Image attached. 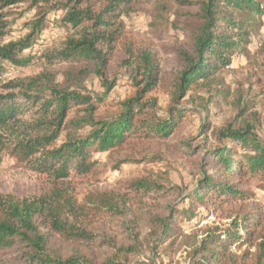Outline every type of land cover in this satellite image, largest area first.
Wrapping results in <instances>:
<instances>
[{
  "label": "trees",
  "instance_id": "1",
  "mask_svg": "<svg viewBox=\"0 0 264 264\" xmlns=\"http://www.w3.org/2000/svg\"><path fill=\"white\" fill-rule=\"evenodd\" d=\"M14 2L0 0V8ZM34 2L48 3L49 0ZM135 2H58L64 10L61 24L74 32L59 48L45 52L43 57L50 62L94 63L95 73L103 78L115 46L124 36L120 18L133 11ZM186 3L198 4V22L189 32L190 47L178 52L180 73L164 118L155 113L157 100L145 98L160 81L156 57L149 51L136 56L129 52L132 60H136L138 89L119 103L117 113L106 118L96 117L98 106L92 102L91 95L59 87L41 75L10 82L7 87L11 92L0 94V129L18 122L26 126L24 136L15 140L13 154L27 162L36 174L47 176L54 186L51 192L24 202L0 196V264H124L117 257L96 263L80 249L71 252L55 242L58 238L62 242L100 243L92 233L69 221L76 205L59 185L74 176L90 174L97 165L95 153L107 152L130 138H170L188 115V110L179 106L188 90L212 80L231 64L233 53L248 42L249 28L256 26L255 19L264 13L262 0H188ZM44 15L38 18L34 32L26 38L6 44L0 41V66L2 61L23 67L31 64L32 58L25 50L35 43ZM102 84L106 90L96 94L99 103L114 85L106 80ZM212 135L216 144L203 150L200 177L183 196L188 206L179 209L170 203L157 202L150 248L157 251L163 246L168 252L184 248L188 264H264V241L257 243L261 237L256 233L263 224L261 214L246 213L223 230L206 227L200 233L186 235V228L181 226L182 221L193 224L196 205L218 209L250 199L246 187L253 179H258L264 191V137L252 126L233 128L230 124L212 130ZM2 149L0 141V152ZM134 188L147 194L155 191L156 196L162 189L142 181L135 182ZM108 205L110 216L120 211ZM122 249L136 252L138 245L129 244Z\"/></svg>",
  "mask_w": 264,
  "mask_h": 264
},
{
  "label": "rangeland",
  "instance_id": "2",
  "mask_svg": "<svg viewBox=\"0 0 264 264\" xmlns=\"http://www.w3.org/2000/svg\"><path fill=\"white\" fill-rule=\"evenodd\" d=\"M9 1L15 2L0 8L1 44L26 38L34 32V24L42 13L45 15L35 43L25 50L32 58L31 64L23 67L2 61L0 94L11 92L12 89L7 87L10 82L41 75L59 87L91 95L92 102L98 106L96 117L106 118L117 113L119 103L133 96L138 89L136 81L140 77L134 70L136 60H132L129 52L136 56L149 51L156 57L160 81L145 98H155L156 115L166 117L180 73L178 52L190 47L189 32L198 22V4L189 5L188 0H136L133 11L120 18L124 36L116 44L113 57L100 78L94 71V63L50 62L43 57L45 52L59 48L74 32L60 21L64 10L57 4L67 0H49L48 3ZM255 22L257 25L249 28L248 42L233 53L231 64L212 80L200 82L188 90L179 104L188 110V115L170 138H130L107 152L95 153L97 165L90 174L74 176L59 185L76 205L69 221L92 233L100 243L62 242L58 238L55 242L71 252L80 249L96 263L117 257L124 264H188L184 248L173 252L164 250L163 246L157 251L151 250L155 232L152 218L157 213L158 201L179 209L188 206L183 196L200 177L203 150L216 144L212 130L229 124L233 128L252 126L264 137V13ZM104 80L112 81L114 85L105 100L99 103L96 94L105 92ZM25 130L26 126L20 122L0 129L3 148L0 152V196L18 202L29 201L54 188L47 176L36 174L27 162L13 154L15 140L24 136ZM139 181L162 189L158 196L155 191L148 194L141 189L138 191L134 184ZM260 186L258 179H253L246 187L250 199L225 204L223 208L196 205L193 224L181 222L186 228L185 234L200 233L206 227L223 230L233 220L255 212L263 217V224L256 231L261 237L257 243L264 241V191ZM108 204L120 211L110 216ZM102 242L104 245L100 246ZM129 244H137L138 250L125 252L122 248Z\"/></svg>",
  "mask_w": 264,
  "mask_h": 264
}]
</instances>
